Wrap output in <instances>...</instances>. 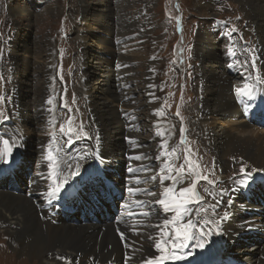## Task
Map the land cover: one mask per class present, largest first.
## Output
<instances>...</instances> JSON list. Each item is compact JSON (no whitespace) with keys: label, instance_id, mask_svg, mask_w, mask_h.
I'll return each instance as SVG.
<instances>
[{"label":"rangeland","instance_id":"rangeland-1","mask_svg":"<svg viewBox=\"0 0 264 264\" xmlns=\"http://www.w3.org/2000/svg\"><path fill=\"white\" fill-rule=\"evenodd\" d=\"M95 1L0 0V97L3 98L0 99V112L8 116L9 119L14 117L16 119L15 123H18L22 133L24 131L25 133L27 132L25 129H22V114L26 109L30 112V108H24L21 104L24 99L23 96L26 97L29 94L24 92L22 99L19 100L14 97L16 91L21 92V88L18 86V79L21 73L16 69L18 63L15 60V55L18 52L11 49H13L12 43L14 40L17 39L19 41L20 39L21 43H24L26 37L28 38L27 46L34 47V50L36 48L33 45L35 40L42 47L44 46V40L50 43L49 51L40 52L38 50V52L32 53L33 51H30L27 53V58L31 57L30 60L35 62V65H28V70L24 74L26 73L29 76L22 73V78L27 80L29 77H37L39 80L38 85L41 87V90L38 92V95L33 97L30 94L26 97V99L31 98V101L29 100L30 104L46 101L48 99L46 97H49V100L51 99L52 102L54 101L52 108L55 116L53 126L56 128L57 133L54 135L56 131H53L51 133L52 137L62 134L65 138H70L72 142L81 139L87 141L88 136L93 134V131L96 129V125L91 117L93 110L90 109L91 106L87 101V99L92 98L88 97V95L86 96L87 92L84 86L86 76L84 70L86 69L85 66L88 65V61L85 65L82 53L83 45L79 37L83 28L77 26V22L80 20H84V18L90 19L92 13L86 6L89 5V7H92ZM102 1L105 3L103 8L107 7L106 3L109 1L110 12L106 11V14H104L105 17L101 19L108 29L114 30L116 34L117 30H119L121 34V32L128 31L126 26L125 28L122 26L123 22L125 24V20H129V23H132L129 33L125 35L124 33L121 34L123 36L119 39L117 38L119 35H116L115 38H113L114 36L107 37L114 42L123 41L125 43L123 48L128 54L133 55L134 52L139 53V59H131L132 61L130 60L129 64H127L128 66L126 68L124 67V73H121L122 70H118L122 75L117 74L120 87L116 88V91H119V96L123 95L125 89H128V92L132 94L129 95L127 93V95L122 96L126 104L121 106L112 104L111 107L117 110V119H121L125 123L130 115L133 114L137 117L135 125L138 130L135 129V126L132 127L138 133V138H135L138 140L136 143L146 141L151 136L153 138L158 131L163 132V135H160L158 140L166 144L169 152L175 149V153L171 154L170 159L172 164L177 168L182 163L187 168L185 156L191 162H194V164H198L199 168L197 170L199 173L206 175L208 180L214 181L215 183L209 184L208 181L204 180L198 182L197 190L204 195L205 199L199 204L190 206L201 209L199 215L192 216L193 220H211L210 216L212 219H218L223 211L222 204L220 202V205L216 204L217 200L214 197H210L209 191L218 186V173L220 169L215 162L217 157L215 147L211 145L212 139L208 131L199 126V123L203 121L200 118H203L202 115L204 112L207 117H210V115L207 114V109H204L203 103L200 104V94L203 93L201 91L199 94L198 87L200 83L195 79L198 73V64L200 63L195 52L197 48L195 41L198 33H203L205 29V32H207L208 30L214 29L216 25L219 26L217 21L221 18L220 21L223 20V29L227 28L230 38L234 41V43L230 41L228 50L231 48L235 54L239 53L240 55H245L246 51V56H243L244 60L241 56L238 57L243 62L251 61L254 55L256 57L255 68L258 69L259 74L263 77L264 67L262 69V64L260 65V61L257 59V54L260 56L258 49L259 43L250 28L254 22H248L240 8L230 0ZM38 2L40 3L38 4ZM85 2L90 4L84 6ZM12 11H17V14L13 15ZM120 11L123 13L122 16L119 15ZM113 19L116 20L114 21ZM232 25H236L237 31L233 29ZM219 28L221 29L220 26ZM96 32L104 35V32L101 33L98 30ZM237 40H241L242 42H237ZM251 43L253 46L255 44L257 45V54L253 46L252 48H248ZM220 46L222 47L224 44L221 43ZM94 47H97V44H94ZM113 49L115 48L110 45L109 50L112 52ZM30 54L31 56L29 57ZM47 55L51 56L52 61L50 74L46 73L48 66L44 63V56ZM113 61L114 58L113 60L111 59V62ZM243 62L242 65L244 67ZM247 65L250 66L251 62H248ZM36 69L39 70V73L33 74V71H36ZM113 71L116 72V69L113 68ZM218 72L220 71L218 70ZM116 83L118 82L116 81ZM31 84L29 83V85ZM117 85L113 83V86ZM230 94H233V89ZM150 101H153V103H150ZM125 112H127V118L121 117V114ZM177 112H179V115H177ZM30 114H32V111ZM94 117L96 119L95 115ZM151 120L158 122V131L151 130ZM95 121L98 123L97 119ZM207 121H209V118ZM3 122V116H0V125ZM61 124L65 127L64 133L60 132ZM69 127L73 129L71 133L67 132ZM181 128L184 129L183 132L180 131ZM10 131H13L12 127H10ZM123 131L124 133L125 131L130 134L134 133L131 129H123ZM262 132L261 135L263 136L264 143V131ZM84 133H87V135H84ZM30 136V145L35 144V136ZM153 141L150 139L147 142L154 146ZM66 144L69 143L66 142ZM125 144L131 147L129 148L132 153L137 154L135 152L136 146L134 145V141L131 143L125 141ZM83 145L77 144L73 149ZM138 146L142 149L144 148L143 144H139ZM114 150L116 152L118 151L117 149ZM85 154H87L86 151ZM161 154L162 152L159 150L154 151L152 159L155 161V157L158 155L161 156ZM138 155L140 154L138 153ZM177 160L179 161L176 162ZM227 160L231 162V168L227 171L226 169L228 167H226L223 172L227 171L225 173H227L228 179L232 181L242 178L241 175L238 176L242 164L245 166V170L250 171L252 174L264 171V169L259 171L242 157H232V159L227 158ZM20 167L22 168V166ZM140 176H143V174ZM194 176L195 173L186 175L184 178L185 183H182L179 188L188 187ZM22 180L25 179L22 177ZM37 184L40 185L41 183ZM143 185L149 186L146 182ZM21 188L25 189L20 184V193L22 192ZM205 188L208 189L207 192L203 191ZM7 190L15 194L19 193L11 191V188ZM153 190L158 193L156 187L155 189L151 188L149 191L153 192ZM148 197L146 196V198ZM166 215L171 216L172 213H167ZM152 216L153 214L149 219L146 218L143 220V226L151 223ZM39 218L43 221H49L52 224L44 212H41V214L39 212ZM209 226H205L206 230L208 228L210 229ZM234 229L232 226L231 232H234ZM152 233L158 234L155 232ZM221 238L225 239L224 236H221ZM214 239L217 240L216 237ZM127 240L131 241V239ZM11 245L17 248L15 241L10 240L8 234L0 229V264H38L36 259L25 261L21 255L14 254V249L12 251V247L10 248ZM207 247L210 248L211 245ZM200 252L199 254H201ZM256 253L258 255V252ZM53 258L56 260L54 254ZM262 258L264 260V254H262Z\"/></svg>","mask_w":264,"mask_h":264},{"label":"bare ground","instance_id":"bare-ground-1","mask_svg":"<svg viewBox=\"0 0 264 264\" xmlns=\"http://www.w3.org/2000/svg\"><path fill=\"white\" fill-rule=\"evenodd\" d=\"M230 1L240 8L248 22H254V24H251L250 28L258 40L260 59L264 66V0ZM39 3L40 2H38V4ZM108 3L109 1L106 3L107 7L103 8L105 3L102 0H96L92 7L87 5L90 3L85 2L84 6L87 5L86 7L89 8L92 15L90 19L84 18V20L82 19L77 22V26L83 28L79 37L83 45L82 53L85 65L88 61V65L85 66L86 69L84 70L86 73L84 86L87 92L86 96L88 95V97L92 98L87 99V101L91 106L90 109L94 112L91 111V117L96 125L95 132L93 131V134L88 136V140L85 144L86 146H79L77 149L81 151V156L86 155L85 151L95 150L102 155L107 162L111 163L113 167L117 166L120 168L125 164L123 154L130 151L131 148L125 144V141L132 139L136 146V155L139 153L144 158L131 162L130 166L144 165L145 168L141 171L143 176L138 175V177H144L146 179L145 182L148 183L152 189L156 187L157 192L160 193L163 191L164 187L172 186V181L166 180L161 184L159 179L152 180L151 177L154 175L159 177V174L161 175L160 169L165 166V162L172 164L170 159L171 154H169L171 152H169L165 143L163 144L158 140L160 135L157 133L153 138L151 136L147 139L145 138L146 141L136 143L138 140L135 138H138V133L134 131L132 127L135 126L137 130L135 125L137 117L132 114L126 119L125 123H123L124 121L117 119V110L111 107L112 104L119 106L126 104L122 96L127 95V93L129 95L132 94L128 92V89H125L123 95L119 96V91H116V88L120 87L117 74L121 76L122 74H120L119 71L122 70L121 73L125 72L124 67L126 68L128 66L127 64H129L131 59H139V53L134 52L131 56L130 53L128 54L123 48L125 45L123 41L114 42L107 37L114 36L113 38H115L116 35H119V37H117L119 39L123 36L121 34L124 33L125 35L129 33V29L132 26L129 20H125V24L123 22L122 26L124 28L126 26L128 31L121 32L120 34L119 30H117L116 34L114 30L108 29L106 24L101 21V19L105 17L104 14H106V11L110 12ZM12 14H17V11H12ZM119 15L122 16L123 13L120 11ZM113 20L115 21L116 19ZM96 30L101 33L104 32V35L99 34ZM205 31L206 29L203 33H198L196 36L195 42L197 48L195 52L197 53V58L200 60V63L198 64V73L195 79L200 83L198 87L199 94L201 91L203 93L200 94V104L203 103L204 109H207V114L210 115V117H207L204 112L202 115L203 118H200L203 120V124L200 122L199 126L205 128L212 139L211 145L215 147L217 157L215 162L220 169L218 173L219 184L215 189L209 191L210 197H214L222 204V213H224L225 218L223 217V219L219 221V225L224 230L222 234L225 241H227L226 244L228 245V252L230 255L238 258L245 264H264L262 258V254H264V214L260 216L257 225L254 224L257 226L256 228H258L254 235L255 240L252 242L249 241V239L245 241L247 237H244V232L247 231L248 221L252 220L254 216L245 217V214H247L245 213L247 212L246 206L240 195L235 193L233 189L236 186V182L229 180L226 175L227 173H225L231 168V162H229L227 158L232 159V157L244 158L259 171L264 169V143L263 136L261 135L264 130L258 129L240 118V111L233 101V94H230L232 89L234 90L236 87L244 85L242 82V73H247V70L242 65L243 60L238 58L240 54L236 53L235 55H237V57L229 54L228 45L230 39L223 33V30H221L218 25L212 30ZM27 39L26 37L24 43L22 42L23 44L20 39L19 41H17V39L14 40L12 43L13 49H11L18 52V54L15 55V60H17L18 63L16 69L21 73L18 79V86H20L21 92L16 91V93H14V97L18 100L22 99L24 92L36 97L41 90V87L38 85L39 80L37 77H29L27 80L22 78V73L24 74V72L28 70L27 66L30 64L31 66L35 65V62L30 60L31 54L29 55L30 58H27V53L30 51H33L32 53L38 52V50H40V52L49 51L50 45L48 41L44 40V46L42 47L41 44L35 40L33 45L36 48L34 50V47L31 48L27 46ZM221 43H223L224 46L221 47ZM94 44H97V47L93 48ZM110 45L115 48L112 52L109 50ZM50 57V55L44 56V63L48 66L47 74H50V65L52 62ZM113 58L114 61L111 62ZM229 64H236L233 65V67H236L234 75H229L227 72L226 65L228 66ZM113 68L116 69V72L113 71ZM218 70L220 72H218ZM37 73H39V70L36 69V71H33V74ZM24 75L27 74L25 73ZM116 81L118 83H116ZM29 83L32 84L29 85ZM113 83L118 85L113 86ZM29 95H26V97ZM26 97L23 96L24 99L21 105L24 108H30L32 114H30L27 109H23L21 121L22 129L27 131L21 134L27 137V142L21 143L20 146V148L24 150L23 160L25 162L29 161V164L26 163V166L33 168L34 171L44 167L46 172L45 165L49 163H47L46 155L43 153L44 148L50 141L56 139L55 136L52 137L49 134L53 131H57L53 126L55 119L52 111L54 101L49 103V97H46L48 98L46 101L33 102L30 104L29 100L31 101V98L26 99ZM150 103H153V101H150ZM47 104H49V106H47ZM94 115L99 124L96 123ZM205 115L206 117H204ZM208 118L209 121H207ZM151 123L153 127H150L151 130L154 129L155 132L156 130L158 131V122L151 120ZM126 127L128 130L131 129L134 133H127V130L124 133L123 129H126ZM30 135L35 136V144L30 145ZM150 139H152V141L154 140L152 142L155 144L154 146L148 144L147 141ZM62 144L63 143H61V145ZM139 144H143L144 148L142 149L139 147ZM58 145H60L59 140ZM114 149L118 151L116 152ZM156 150L162 152L160 161H154L152 159L153 152ZM83 161L85 162L84 159ZM178 161L179 160L176 162ZM89 163H91V161ZM134 163L136 164L134 165ZM81 165L84 166L85 164ZM226 167H228L226 169L227 171L223 172ZM66 168L67 167L64 169ZM19 169L20 172L23 173V167H19ZM173 175H175V173H173ZM41 177L46 179V173L42 174ZM41 182L44 183V181ZM24 185L25 183L21 184L23 188L25 187ZM180 185L181 184L176 185L177 191ZM21 190V193L19 190V193L15 194L9 192L10 190L6 188L0 189V229L8 234L10 240L15 241L17 248H15V246L12 247V245L10 246V248L12 247L11 250L14 249V251L12 250L13 253L18 256L21 255L25 261L36 259L38 264H142L145 258L158 254L153 247L154 241H150L148 237L153 236L154 238H158V234L152 233H158V230L151 227V225L160 224L165 218V216L163 217L160 214L161 206L159 205L153 204L155 208L150 209L155 211L151 223L144 226L142 225L141 227L132 226L130 232L128 228L113 223L98 225L61 221L59 224H54L52 218L46 216L47 219L52 222V225L49 221H43L39 218V212L41 214V212L44 211L36 208L33 200L26 195L25 189L21 188ZM30 190L33 191V189ZM30 190H28V192H31ZM153 192H155V190H153ZM157 198H159V196H149L147 199L150 202ZM225 213H227V215H225ZM232 226L235 228L234 232H231ZM133 229L136 230L134 231ZM121 233H124V239H121ZM127 239H131V241ZM216 248V245L210 248H201L191 253L189 257L195 260H204L213 256L217 252ZM199 251H201V254H199ZM256 252H258V255ZM53 254L57 261L54 260ZM194 254H196V257H193Z\"/></svg>","mask_w":264,"mask_h":264},{"label":"snow or ice","instance_id":"snow-or-ice-1","mask_svg":"<svg viewBox=\"0 0 264 264\" xmlns=\"http://www.w3.org/2000/svg\"><path fill=\"white\" fill-rule=\"evenodd\" d=\"M229 54L235 55V52L229 48ZM245 63L247 64L248 62L245 61ZM251 66L253 68L256 67V57L254 55L251 59ZM256 81L258 83L264 84V79H261L259 75L256 77ZM237 92L243 96H251L253 94V85L245 83L242 88L237 89ZM0 99L3 98L0 97ZM48 102L51 103L52 101L49 100ZM177 115H179V112H177ZM0 116H3L4 120L8 119V116L3 115L2 112H0ZM72 131L73 129L71 127L67 129L68 133H71ZM180 131L183 132L184 129L181 128ZM60 132H65V127L63 124L60 125ZM157 134L163 135V132H158ZM84 135H87V133H84ZM53 142L54 141L49 142L46 159L50 161L48 165L50 169L49 177L53 179V184L49 185V193L50 195L55 196L60 191L61 187H63V185L67 182L68 176H74L78 174L80 165L79 163L75 164L77 171H71L72 165H68V168L70 169L68 175L64 176L63 179H59L61 174L56 172V169L59 168V164L56 163V157L52 151ZM67 143H72L70 138L68 139ZM0 144L3 145V148L0 149V160L4 159L5 157H10L12 155V148L15 146V144H10L8 139H3L2 137H0ZM174 153L175 149H172L171 153L169 154ZM143 158L144 157L142 155L130 157V159L135 160H141ZM155 159L160 160L161 156L158 155L155 157ZM185 162L187 163V168H185L184 163L180 164V166L177 168L174 164L165 162V166L160 169L161 175L159 177H156L155 175L151 177L152 180L159 179L161 184H163V182L166 180L172 181V186L164 187L163 191L160 193L150 192L147 189H141L139 187L128 189L130 193L145 191L149 196H159V198L154 199L149 203L161 206V211L165 214L172 213L170 218H164L160 224L151 225V227L158 230V238L149 236L148 239L150 241H154L153 247L158 254L145 258L142 264H166L168 261L183 260L185 259V256L180 255L179 253L184 249L189 248L190 242H195L194 245L191 246L203 248L205 244L204 237L211 234V229L206 231L205 226L212 224L213 221H194L192 216L199 215L201 209L198 207L192 208L190 206L193 204H199L205 199L204 195H202L201 192L197 190V184L200 180L208 181L209 184H213L215 182L208 180L206 175H201L197 170L199 165L191 162L187 156H185ZM139 170L140 169L132 167H129L128 169V171L133 174ZM173 173H175V175H173ZM193 173H195V176L191 184L188 187H180L177 191L176 185L184 183L185 176L192 175ZM239 175H241L242 178L236 180L235 182L240 185H246L249 178L252 176V173L250 171H246L245 166L242 164ZM135 178L139 183V178ZM203 191L207 192L208 189L205 188ZM136 203L140 206L144 205L143 201H136ZM125 206L127 207L128 205L126 204ZM133 214L134 213H130V215ZM140 215L148 216L150 215V212L145 211L140 213ZM225 215H227V213H225ZM216 226L218 227V224ZM133 230L135 231L136 229ZM120 235L121 239H124V233H121Z\"/></svg>","mask_w":264,"mask_h":264}]
</instances>
